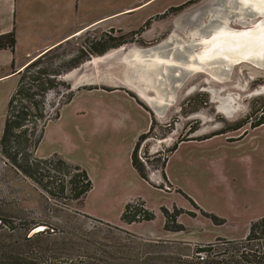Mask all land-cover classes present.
I'll list each match as a JSON object with an SVG mask.
<instances>
[{"label": "rangeland", "instance_id": "1", "mask_svg": "<svg viewBox=\"0 0 264 264\" xmlns=\"http://www.w3.org/2000/svg\"><path fill=\"white\" fill-rule=\"evenodd\" d=\"M145 1L87 0L82 16H77L75 22L107 17L122 6L130 9L101 20L93 30L85 31L81 37L45 56L43 62L47 65L78 58L79 50L85 49L75 67L55 77L68 85L74 95L70 104L59 110L58 120L46 123L40 153L84 163L96 157V153L91 155L94 152L91 146L96 143L92 138H134L145 118L149 124L142 133L144 138L138 142L137 157L143 161L148 181L140 179L132 194L150 196L149 201H157L158 206L152 203L148 206L139 197L127 203L142 200L154 219L132 225L118 222L120 205L106 199L107 195L105 199L96 198L100 190L88 203L94 211L102 213L104 220H98L117 222L143 238L173 244L172 249L186 248L185 253L191 259L198 245L243 240L251 223L264 219V65L255 68L242 63L227 69L218 63L213 69L210 66L208 71L196 73L173 66L166 67L167 73L164 68L166 74L161 67L146 75L151 76L150 88L136 80L133 66L126 59L132 51L154 49L153 53L161 58L173 56L185 63L197 51L199 36L208 35L212 27L228 22L235 29L250 28L263 20L264 14L258 15L250 8L243 10L247 7L240 0H157L141 10ZM94 40L101 43L107 40L108 49L95 53L100 47L91 45ZM160 73L171 89L167 90L170 92L163 104L151 106L137 94L135 87L152 99L157 97L156 89L163 97L164 82L155 77ZM103 92L131 97L146 115L127 100L119 103V95H100ZM67 93L63 88L59 95L49 92L50 113L59 108ZM122 104L123 113L131 110L133 119L120 113ZM145 182L156 190V195ZM64 203L59 197L47 196L8 165L0 152L1 217L13 218L15 224L19 223L18 219L41 223L55 219L59 213L52 209L59 210ZM160 207L169 211L182 209L184 213L176 221L184 231H165ZM201 212L214 215L218 224ZM254 244L260 249L264 247V241ZM190 261L186 264H191ZM0 264L6 263L0 261ZM147 264L183 263L154 260Z\"/></svg>", "mask_w": 264, "mask_h": 264}, {"label": "trees", "instance_id": "2", "mask_svg": "<svg viewBox=\"0 0 264 264\" xmlns=\"http://www.w3.org/2000/svg\"><path fill=\"white\" fill-rule=\"evenodd\" d=\"M106 41L102 44L94 40L91 45L100 47L99 51L94 52L101 54L108 49ZM14 44L13 33L0 36V49H13ZM51 51L37 57L20 73L18 85L7 105L0 152L8 165L30 179L47 196L59 197L65 203L59 210L52 209L59 213L55 219L48 218L41 223L18 219L19 223L15 224V219L0 216V261L6 264H147L158 260L186 264L191 260V264H197V255L203 253L205 259L201 264H252L254 261L264 264V247L260 249L254 244L264 241L263 218L251 223L243 240L222 241L220 245H198L195 256L190 259L185 253L186 248L172 249L173 244L143 238L119 225L83 213L84 198L92 189L86 172L58 155L42 159L34 156L46 123L56 120L61 107L68 104L74 95L68 85L58 82L55 77L75 67L85 53L82 48L78 58L45 65L44 58ZM60 88L68 90V93L63 96L59 108L50 113L47 108L48 94L54 91L59 95ZM143 138L144 134L136 142L131 163L140 178L148 181L143 161L137 157L138 142ZM72 203H76L75 206ZM160 211L164 217L165 231H184V227L176 221L184 213L182 209L169 211L161 207ZM201 214L218 224L214 215ZM119 219L124 225H132L152 221L154 214L139 200L126 203ZM39 225L47 229L29 235Z\"/></svg>", "mask_w": 264, "mask_h": 264}, {"label": "crops", "instance_id": "3", "mask_svg": "<svg viewBox=\"0 0 264 264\" xmlns=\"http://www.w3.org/2000/svg\"><path fill=\"white\" fill-rule=\"evenodd\" d=\"M156 1H145L144 5L140 7L141 10L151 7ZM84 3H87V0L85 2L84 0H0V36L13 33L15 39L13 49H0V138L8 102L18 85L20 73L29 63L68 41L76 40L85 31L93 30L94 27L100 24L101 20L115 14L125 13L130 9L122 6L121 9L107 17L90 19L92 21L88 19L85 22L81 19L75 22L77 16H82ZM88 10L89 8H86V11ZM100 95H119V103L127 100L134 104L133 107H136L138 112L140 111L146 115V112L142 111L135 101L127 95L109 92H103ZM120 107V113L130 120L133 119L134 114L131 113V110L129 113H123V104ZM148 122L143 118V125L134 134V138H92L96 140V143L91 146L92 151H94L91 155L95 156L96 153V157L84 163L58 155L66 162L83 169L91 181L92 189L84 198L83 213L104 220L100 215L102 213L94 211L88 203L97 190H100V194L96 198H104V195H107L106 199L120 205L119 216L124 205L131 199L142 198L148 206L151 203V205L157 203V201L155 203L152 200L149 201L150 196L132 194L133 188L140 184L142 178L132 166L131 154L138 137L146 131ZM81 140L85 141L86 138H81ZM100 140L103 142L102 147H98ZM40 143L34 153L36 158L42 159L57 155L41 154ZM98 151H100V154H98ZM90 163L93 165H90ZM125 173L131 174V176H124ZM144 184L156 195V190L151 185H147L146 182ZM161 204L159 203V206ZM105 206L107 205L105 204ZM92 211L100 216L95 215ZM118 222H120V219ZM112 224L117 225V222Z\"/></svg>", "mask_w": 264, "mask_h": 264}, {"label": "bare ground", "instance_id": "4", "mask_svg": "<svg viewBox=\"0 0 264 264\" xmlns=\"http://www.w3.org/2000/svg\"><path fill=\"white\" fill-rule=\"evenodd\" d=\"M240 1L241 5L250 8L257 14L259 13L258 15L264 14V11H261L257 4L245 3L244 0ZM261 28H264V19L256 22L250 28L243 29L232 28L228 25V22H223L219 26L212 27L208 35L204 34L199 36L196 43L198 48L197 51L190 54L189 57L186 58L185 63L177 61L173 56H169L167 59L161 58L159 57L160 55L158 56L157 54L144 57L139 51H132L126 63H130V65L133 66L132 73L136 76V80L140 83L142 82L145 87L150 88H152L151 76L147 78L146 75L150 71L155 72V70L161 67H163V70L165 68L166 73V67L173 66H180L184 70L196 73L207 71V65L213 63V61L219 62V64L222 63L224 68V65L227 63H238L240 60H251L255 63L264 57V32L260 31ZM245 33H247V35H245ZM191 46L193 47V45ZM165 70L162 73L166 74ZM155 77L158 79L161 78L160 74H157ZM135 90L137 94L151 106L155 104L161 105L165 102L161 94L157 92V89L154 90L157 94L155 99L147 97L144 91L139 87H135Z\"/></svg>", "mask_w": 264, "mask_h": 264}, {"label": "water", "instance_id": "5", "mask_svg": "<svg viewBox=\"0 0 264 264\" xmlns=\"http://www.w3.org/2000/svg\"><path fill=\"white\" fill-rule=\"evenodd\" d=\"M246 9H248V8H245V9H243V10H246ZM242 10V11H243ZM250 12H251V10H249ZM153 50L154 49H143L142 51H141V54L142 55H149V56H153ZM158 54H160V53H158ZM187 62H189V61H187ZM219 62H215V61H213V63H209L208 65H207V67H206V70L208 71L209 69H208V67H210V66H212V69L213 68H215V67H213L214 66V64H218ZM242 63H247V64H251V66H253V67H255V68H259V67H262L263 65H264V57H263V59H261V60H259L258 62H253V61H251V60H240V61H238V63H227L226 65H224L225 66V68H227V69H230V68H232L233 66H235V65H239V64H242ZM222 64V63H221ZM179 67V66H178ZM181 69H183L182 67H180ZM186 71H188V70H186ZM180 72V71H179ZM189 72V71H188ZM209 73H211L210 71H209ZM64 77H66V75H63ZM160 76H161V78L163 77V75L160 73ZM159 79L158 81L159 82H162L163 80L162 79ZM164 82V81H163ZM164 87H165V93H162L163 94V98H164V100H166V94L168 93V92H170V91H167L168 89H171V87H170V85H169V83H167V82H164ZM160 92V91H159ZM45 229H47V227L46 226H44V225H39V226H36L35 228H33L32 230H31V232H30V234L29 235H33V234H35V233H38V232H41V231H44Z\"/></svg>", "mask_w": 264, "mask_h": 264}, {"label": "snow or ice", "instance_id": "6", "mask_svg": "<svg viewBox=\"0 0 264 264\" xmlns=\"http://www.w3.org/2000/svg\"><path fill=\"white\" fill-rule=\"evenodd\" d=\"M245 3H255L259 6L261 11H264V0H244ZM261 32H264V28L260 29ZM247 35V33H245Z\"/></svg>", "mask_w": 264, "mask_h": 264}, {"label": "built area", "instance_id": "7", "mask_svg": "<svg viewBox=\"0 0 264 264\" xmlns=\"http://www.w3.org/2000/svg\"><path fill=\"white\" fill-rule=\"evenodd\" d=\"M198 256V258H197V264H201V263H203V261H204V259H205V255L203 254V253H200V254H198L197 255Z\"/></svg>", "mask_w": 264, "mask_h": 264}, {"label": "flooded vegetation", "instance_id": "8", "mask_svg": "<svg viewBox=\"0 0 264 264\" xmlns=\"http://www.w3.org/2000/svg\"><path fill=\"white\" fill-rule=\"evenodd\" d=\"M257 18H259V17H257Z\"/></svg>", "mask_w": 264, "mask_h": 264}]
</instances>
